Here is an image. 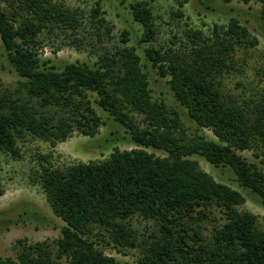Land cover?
Masks as SVG:
<instances>
[{
	"label": "trees",
	"instance_id": "1",
	"mask_svg": "<svg viewBox=\"0 0 264 264\" xmlns=\"http://www.w3.org/2000/svg\"><path fill=\"white\" fill-rule=\"evenodd\" d=\"M131 7L144 27L141 40L151 42L156 35L152 9L144 1ZM92 11L108 28L101 4ZM78 21L73 10L52 0H0V41L20 77L15 88H0V149L17 155L18 139L27 134L53 147L75 131L95 137L106 124L96 105L126 128L135 148L115 149L108 158L66 169L54 168L48 155H40V183L53 212L65 222L57 250L53 253L48 241L19 239L17 258L0 257V264H123L99 248L95 228L109 231L116 246L136 247L129 225L134 215L158 225L138 264H264V230L255 214L239 211L246 202L243 193L218 182L191 158L200 155L216 167L230 166L238 183L255 192L264 207V172L240 153L257 147L264 155V95L248 103L227 101L218 79L232 63L233 46L226 44L232 36L204 41L191 51L146 50L190 119L215 136L190 138L180 113L154 99L147 65L127 44L129 31L123 33L124 45L99 54L93 65L75 61L59 69L40 58L37 46L44 29L54 24L76 28ZM228 33L237 42L249 35L237 20L230 22ZM212 205L224 212L226 222L207 240L200 221Z\"/></svg>",
	"mask_w": 264,
	"mask_h": 264
},
{
	"label": "rangeland",
	"instance_id": "2",
	"mask_svg": "<svg viewBox=\"0 0 264 264\" xmlns=\"http://www.w3.org/2000/svg\"><path fill=\"white\" fill-rule=\"evenodd\" d=\"M53 3L73 10L79 21L76 28L68 25L54 24V28L44 29L37 46L42 60L61 69L65 64L75 61L95 63L99 54L106 51L115 52L124 45V31H129V42L147 65L152 95L156 100H164L170 108L180 113L182 127L188 137L204 134L215 138L208 128H199L190 119L187 110L175 98L169 78L161 77L151 62L147 60L146 50L154 47L162 52L191 51L204 43H213L223 38L233 39L228 61V71L218 76L221 89L227 101L237 100L248 103L264 95V3L252 0H186L181 5L179 0H52ZM144 1L152 9L155 38L151 42L141 40L144 27L134 19L131 5ZM100 3L108 22V28L100 26L94 17L93 8ZM4 6L6 4H3ZM237 20L246 27L249 35L235 41V36L228 33L231 21ZM194 31L201 34L195 35ZM249 40V41H247ZM256 41V44H251ZM4 65V66H1ZM20 77L7 61V54L0 41V88H15ZM106 124L100 128L95 137H88L75 131L64 142L55 147L32 134L18 139L19 153L13 155L0 149V257L17 258L20 250L19 239L27 244L48 241L53 253L57 250L56 240L61 237V227L65 222L57 216L46 197L38 177L42 161L40 155H48L54 168L66 169L78 162L89 163L108 158L115 149L130 150L135 145L129 141L126 128L113 119L108 112L96 105ZM139 119V116H138ZM115 133V134H114ZM156 156H166L167 152L148 149ZM240 153L250 162L255 163L264 172V155L261 149L253 147ZM200 167L211 174L218 182L225 183L239 190L246 202L238 206L239 211H249L257 216L258 227L264 230V207L259 196L249 188L242 187L236 180L235 171L230 166L216 167L203 156L193 155ZM47 165L46 163H44ZM207 216L200 221L202 233L210 240L215 228L225 222L224 212L215 205L206 209ZM135 231L137 246L122 248L116 246L109 231L95 228V239L100 249L114 256L123 264H138L144 243L149 236L157 232L155 221L134 215L129 220Z\"/></svg>",
	"mask_w": 264,
	"mask_h": 264
}]
</instances>
